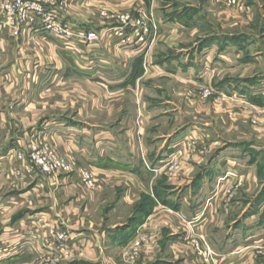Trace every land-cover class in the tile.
<instances>
[{
    "label": "crops",
    "instance_id": "1",
    "mask_svg": "<svg viewBox=\"0 0 264 264\" xmlns=\"http://www.w3.org/2000/svg\"><path fill=\"white\" fill-rule=\"evenodd\" d=\"M214 1L219 0H208V3ZM55 2L62 4L64 15L71 23L99 33L118 25L116 20L102 18V10L129 9V0ZM252 2L249 0V5ZM250 7L244 0H237L230 8L232 13L247 14V18H239L241 26L256 23ZM178 18V15L167 20L157 18L164 30L155 46L118 50L106 41L85 52L92 60L89 58L83 66L77 64L75 54L71 56L60 50L56 42L38 31L25 32L19 38L7 31L0 34V264L33 263L48 227L65 230L70 235L73 250L64 264H203L204 260L195 257L188 243L194 229L188 222L194 223L197 219L195 230L207 235L215 253L217 245L229 244L233 229H223L218 224L216 227L221 229L215 231L220 237L215 239L212 233L217 224L215 209L206 210L205 203L201 207L193 202L194 197L208 200L217 196L207 185L221 178L214 175L216 167L220 170L219 162L210 166L209 173L200 174L201 187L196 193L188 189L191 204L186 197L180 202L175 198L174 208L154 204L142 218L132 217L141 210V197L149 194L147 186L142 185L148 176L145 165L171 161L182 149L183 137L188 133L162 134L158 137L160 144L156 143L157 138H147L150 125L159 123L171 128L170 115L177 110L170 109V105H176L163 102L161 107L166 104L170 107L162 109L158 116V108L148 107L145 97L137 93L138 81L129 78V68L145 64L151 70L156 65L154 68L174 74L182 70H193L196 74L199 69H205L210 88L219 86V78L223 79L222 87L235 84L237 91L245 90V86L257 89L264 84L261 83L264 75L251 79L245 75L251 70L249 66L242 70L244 74L231 78L237 67L259 61L246 58L252 41L243 42L251 37L242 32L211 34L203 46L194 47L195 42L189 62H182L181 50L176 49V40L180 41V29H183ZM155 47L162 48L156 56ZM199 57L203 59L199 60L200 64ZM218 67L223 70L221 77L214 75ZM257 95L264 98V89ZM118 100L126 105L119 106ZM129 104L132 105L130 112ZM132 112V119H138L141 125L129 120ZM206 131L197 132L205 133L207 138L210 130ZM39 137L51 143L59 154L70 157L74 170L82 168L93 173L95 188L85 189L76 171L39 174L31 166L18 162L17 152ZM207 141L211 142L209 137ZM233 164L234 161H227V166ZM235 177L244 176L233 174L229 179ZM189 179H193L192 174ZM106 193L111 194L109 199ZM238 220L232 226H239ZM139 235L146 241L134 262L130 256L125 258V251ZM243 251L237 264H254L256 257ZM216 255L219 264H232L227 255Z\"/></svg>",
    "mask_w": 264,
    "mask_h": 264
},
{
    "label": "rangeland",
    "instance_id": "2",
    "mask_svg": "<svg viewBox=\"0 0 264 264\" xmlns=\"http://www.w3.org/2000/svg\"><path fill=\"white\" fill-rule=\"evenodd\" d=\"M252 1L253 5H249V0H244L245 5L252 6L250 15L253 14L252 18H257L256 23H243L242 26L239 18H247V14L232 13L230 8L236 4H232L231 0L214 1L212 4L208 3V0H129V9L120 10V6H118L116 8L119 10H102L100 16L106 21H109L107 18L114 21L117 16L122 14L145 18L152 31L147 45L155 46L160 32L164 30L163 27L161 30L163 24L159 23L157 18L167 20L178 15L183 29H180V41L176 40V49L181 50L182 62L186 63L194 53L195 42L197 44L194 47L196 45L203 46L204 41L211 34H238L241 32L247 34L251 39H246L243 42L252 41V44L249 47L250 54L246 55V58L250 61L258 58L259 61L242 64V68L237 67L235 71L233 70L231 78H237L244 74L242 70L249 66L251 70L245 72V75L251 79L264 75V0ZM103 13L105 15H102ZM156 25L159 29H156ZM154 50L157 51L155 56L162 52V48ZM255 51L257 54H254ZM170 53L172 54V52ZM170 53L167 54L170 55ZM200 59L203 60L199 57L198 64H200ZM154 66L151 70L145 64L139 65V67H130L129 78L135 82L138 81V88H135L137 93L139 92L145 97L148 107L158 108V116L160 111L167 110L166 107L169 106L166 104L161 107L165 101L174 103L176 107L173 105L169 107L173 110L176 109L177 112L170 115V126L174 127L173 129L164 128L159 123L156 126L150 125L151 129L148 131L147 138L149 140L157 138L156 143L160 144L158 137L168 132L177 131L182 134L188 133V135L183 137L182 149L173 155L171 161L168 160L164 164L162 162L158 165L156 163L155 166L145 165L148 176L142 185L147 186L149 194L143 195L139 200L141 210L147 213L152 210L154 204L166 209L174 208L175 198L180 202L186 197L188 203L191 204L192 200L188 198V189L192 188L196 193L201 187V183L198 182L200 174L209 173L210 166L219 162L220 170L216 167L217 173L214 171V175L218 174L221 178L213 179L207 185L208 188L217 192V196L208 200L194 197L195 201L193 200V202H198L199 206L205 203L203 208L206 210L215 209L214 218L217 224L213 227L214 231L220 228L216 227L218 224L223 225V229H233L229 235V244L226 246L224 243L222 247L217 245L216 253L227 255L230 263L237 264L239 258L244 255L243 249H245L246 255L248 252L252 258L256 257L253 258L256 264H264V98L260 97L263 94L257 95L264 89V84H260V88L257 87V89L245 86V90L237 91L239 88L235 84L222 87L220 83L223 79L219 78L217 80L219 86L215 84L210 88L207 86L205 69H199L196 74L193 70L177 71L178 74H174L154 68ZM218 68L214 75L221 77L223 70L221 67ZM242 81L244 80L242 79ZM263 82L264 79L261 83ZM211 85L214 84L211 83ZM117 103L119 106L126 105L124 101L118 100ZM131 107L132 105L129 104V112ZM133 117L132 112L129 115V120L133 121ZM156 120L158 122L157 118ZM162 120L167 119L163 118ZM134 124L141 125V122L136 119ZM206 130H210L208 137L210 141L211 138H214V142L207 141L208 137L206 138L205 133L199 134ZM44 145L52 146L45 138L34 139V142L27 144L25 148L17 152L16 160L31 166L40 174L36 165L30 162L29 156L33 148H41ZM56 153L72 163L70 157L63 156L57 151ZM18 155H22L25 161H21ZM228 160L234 161V164L227 166ZM80 170L91 173L87 169L81 168ZM241 173L243 178L229 179L233 174ZM91 174L94 176L93 173ZM190 174L193 179H189ZM83 187L90 190L95 188ZM106 194L109 199L111 194ZM103 214H105L104 211ZM140 216V213L132 214V217H137V219ZM197 220L193 224L188 222L190 228H194L190 232L189 247L195 257L204 260L203 264H219V258L207 235L195 230L194 226L199 222V219ZM237 220L239 226H232V223ZM227 224L229 225L227 226ZM212 233H214L215 239L220 235L217 231H212ZM141 238L144 237L141 236ZM217 240L219 241V239ZM204 244L210 247L214 261L205 254L207 252ZM140 249L136 253H131V247H129L125 251V258L130 256L134 261L137 259ZM36 262L37 258L31 264Z\"/></svg>",
    "mask_w": 264,
    "mask_h": 264
},
{
    "label": "built area",
    "instance_id": "3",
    "mask_svg": "<svg viewBox=\"0 0 264 264\" xmlns=\"http://www.w3.org/2000/svg\"><path fill=\"white\" fill-rule=\"evenodd\" d=\"M237 4V0H231ZM102 15H105L104 13ZM117 26L110 27L102 33L83 30L74 25L64 15V7L55 0H0V34L7 31L15 38L25 32L38 31L47 35L60 50L75 54L79 66L92 60L85 52L94 45L105 44L118 50L127 47H147L150 41L151 28L145 18H135L129 14L116 17ZM156 29L159 27L156 25ZM82 70V69H80ZM25 161L22 155H18ZM30 162L36 165L40 174H71L76 171L83 186L94 188L95 177L86 170H74L70 161L59 156L50 145L33 148L30 151ZM193 224V223H192ZM146 239L139 235L131 246V253H136ZM70 235L56 227H48L40 239V252L35 264H59L70 257L72 253ZM198 247V245H197ZM205 253L214 261L210 247L204 244Z\"/></svg>",
    "mask_w": 264,
    "mask_h": 264
},
{
    "label": "trees",
    "instance_id": "4",
    "mask_svg": "<svg viewBox=\"0 0 264 264\" xmlns=\"http://www.w3.org/2000/svg\"><path fill=\"white\" fill-rule=\"evenodd\" d=\"M139 213H140V215H141L140 217L142 218V217L146 214V211L143 212L142 210H140Z\"/></svg>",
    "mask_w": 264,
    "mask_h": 264
}]
</instances>
